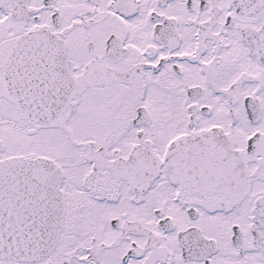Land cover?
I'll return each instance as SVG.
<instances>
[{"label":"snow or ice","instance_id":"snow-or-ice-1","mask_svg":"<svg viewBox=\"0 0 264 264\" xmlns=\"http://www.w3.org/2000/svg\"><path fill=\"white\" fill-rule=\"evenodd\" d=\"M0 264H264V0H0Z\"/></svg>","mask_w":264,"mask_h":264}]
</instances>
